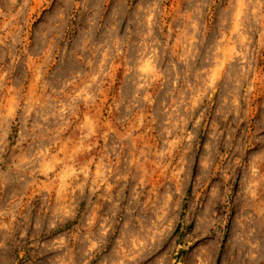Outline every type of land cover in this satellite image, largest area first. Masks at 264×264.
<instances>
[{
	"label": "rangeland",
	"instance_id": "1",
	"mask_svg": "<svg viewBox=\"0 0 264 264\" xmlns=\"http://www.w3.org/2000/svg\"><path fill=\"white\" fill-rule=\"evenodd\" d=\"M0 264H264V0H0Z\"/></svg>",
	"mask_w": 264,
	"mask_h": 264
}]
</instances>
